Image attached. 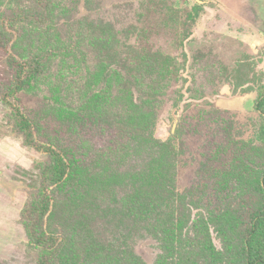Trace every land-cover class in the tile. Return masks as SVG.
<instances>
[{"label": "rangeland", "instance_id": "1", "mask_svg": "<svg viewBox=\"0 0 264 264\" xmlns=\"http://www.w3.org/2000/svg\"><path fill=\"white\" fill-rule=\"evenodd\" d=\"M1 41L0 264L40 261L26 214L44 193L39 232L63 242L52 264L122 263L121 207L148 136L169 148L177 193L204 188L206 216L248 201L264 167V0H0ZM35 60L40 73L11 93L15 61ZM20 115L35 145L70 162L61 184L42 183L53 160L25 143ZM196 215L184 243L201 252L180 259L221 264V236ZM138 235L136 255H162Z\"/></svg>", "mask_w": 264, "mask_h": 264}, {"label": "trees", "instance_id": "2", "mask_svg": "<svg viewBox=\"0 0 264 264\" xmlns=\"http://www.w3.org/2000/svg\"><path fill=\"white\" fill-rule=\"evenodd\" d=\"M0 48H3L2 41ZM14 65L19 67V78L11 93L16 94L24 88L25 80L36 77L40 73V67L36 60L33 64L30 62L20 64L15 61ZM21 75H26L27 79H20ZM261 94L263 98L257 103L256 109L264 113V88ZM19 121L25 143L36 150L42 149L52 157L53 164L43 170L42 183L61 184L67 178L70 162L52 148L35 145L29 122L23 115H20ZM261 135L264 139V126ZM142 146L146 149L142 161L143 168L136 175L135 180H129V188H132L135 194L132 199L135 200L126 203L125 209L121 207L124 219L129 222L128 228L124 231V240L128 243L125 247L126 255L122 263L115 264H160L158 259L163 254L162 264H186L188 261L180 259L183 256L182 249L187 255L192 252H201L200 248L184 243L187 235L185 230L189 227L187 224L190 223L193 211H197L194 217H197L199 225L203 226L207 223L221 236L222 249L219 252L221 264H264V167L254 183L247 187L250 200L248 199L244 205L241 203L232 208L226 205L222 209L213 210L206 216L201 205H198L201 197L204 196L202 186L197 185L196 189H188L183 193L176 192L171 155L168 154L169 148L163 145L158 146L157 142L149 136L148 139L146 137L143 139ZM44 194L41 204L29 209L26 215L29 236L35 245L43 248L44 251L38 264H52L63 242L57 236L39 232L43 227L50 204V198ZM174 204L176 208H179L176 217L171 211V206ZM159 220L163 224L157 226ZM202 234L205 233L202 232ZM137 235L138 239L144 236L154 244L160 240L162 255L151 258L149 262L136 255L129 244L133 243ZM209 248L214 250L211 246ZM188 258L191 259L190 256Z\"/></svg>", "mask_w": 264, "mask_h": 264}]
</instances>
